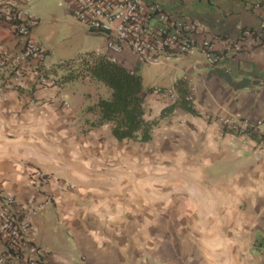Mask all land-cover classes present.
Returning a JSON list of instances; mask_svg holds the SVG:
<instances>
[{
    "label": "crops",
    "instance_id": "1",
    "mask_svg": "<svg viewBox=\"0 0 264 264\" xmlns=\"http://www.w3.org/2000/svg\"><path fill=\"white\" fill-rule=\"evenodd\" d=\"M3 1L26 11L30 2ZM142 1L204 35L235 37L264 21V0ZM34 24L29 39L40 45ZM255 35L212 66L197 53L154 61L116 53L141 76L144 117L156 120L145 142L117 140L109 123L89 125L95 114L85 108L110 90L101 96L80 63L71 73V60L50 63L45 50L16 77L0 69V194L45 201L33 218L45 264H264V142L219 122L264 118V37ZM22 43L0 23V52ZM103 52L104 39L83 60ZM182 96L195 113L176 106L160 115Z\"/></svg>",
    "mask_w": 264,
    "mask_h": 264
},
{
    "label": "built area",
    "instance_id": "2",
    "mask_svg": "<svg viewBox=\"0 0 264 264\" xmlns=\"http://www.w3.org/2000/svg\"><path fill=\"white\" fill-rule=\"evenodd\" d=\"M71 1V18L87 31L103 36V57L112 63H117L115 54L126 48L141 61H154L164 53H197L203 63L212 66L226 56L236 54L252 34L258 39L264 37V21L255 28L240 29L235 37H220L204 35L193 22L174 17L142 0ZM34 22L25 7L0 0V23L23 39L20 49L0 52V69L14 77L20 74L22 62L35 56L41 58L45 51L29 39ZM37 67L36 64L33 73L39 83H44L46 79L38 73ZM49 80L53 82V79ZM61 102L67 105L66 101ZM219 122L232 135L250 134L259 143L264 142V118L254 121L220 118ZM35 176L40 180L45 174L37 171ZM44 204L45 201L21 203L13 195L0 194V264H45L33 239V218Z\"/></svg>",
    "mask_w": 264,
    "mask_h": 264
},
{
    "label": "trees",
    "instance_id": "3",
    "mask_svg": "<svg viewBox=\"0 0 264 264\" xmlns=\"http://www.w3.org/2000/svg\"><path fill=\"white\" fill-rule=\"evenodd\" d=\"M80 67L79 70L85 71L88 76L98 80L110 90L107 97H99L93 104L85 108L86 111H93L95 114L89 125L99 126L109 123L110 133L117 140L148 141L156 120L144 117L145 92L141 76L104 57L93 58L89 61L82 60ZM70 75L68 74L66 77L69 78ZM176 106L195 113L190 101L182 96L180 100H174L165 106L160 115L170 112Z\"/></svg>",
    "mask_w": 264,
    "mask_h": 264
},
{
    "label": "rangeland",
    "instance_id": "4",
    "mask_svg": "<svg viewBox=\"0 0 264 264\" xmlns=\"http://www.w3.org/2000/svg\"><path fill=\"white\" fill-rule=\"evenodd\" d=\"M27 11L36 20L34 35L40 46L47 51L45 58L50 63L71 60L65 66L72 73L75 71V63H80L97 48H101L103 36L86 31L84 26L75 23L66 10L64 0H30ZM144 66L142 64L139 70L144 72ZM143 77L148 78L149 73H144ZM71 85L67 84L68 87ZM75 87L79 88L77 85ZM97 92L104 97L109 90L100 82L97 84ZM70 99H74L73 96Z\"/></svg>",
    "mask_w": 264,
    "mask_h": 264
}]
</instances>
